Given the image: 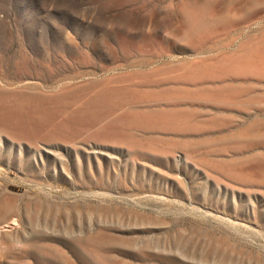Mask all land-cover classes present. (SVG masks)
<instances>
[{"label": "rangeland", "instance_id": "374dc122", "mask_svg": "<svg viewBox=\"0 0 264 264\" xmlns=\"http://www.w3.org/2000/svg\"><path fill=\"white\" fill-rule=\"evenodd\" d=\"M0 90V264H264V0H0Z\"/></svg>", "mask_w": 264, "mask_h": 264}, {"label": "bare ground", "instance_id": "6f19581e", "mask_svg": "<svg viewBox=\"0 0 264 264\" xmlns=\"http://www.w3.org/2000/svg\"><path fill=\"white\" fill-rule=\"evenodd\" d=\"M46 100V98L35 94H28L22 100H12L9 93L0 90V132L9 135L14 134L16 137H36L39 129L50 122L57 112L62 110V108L56 107L53 109L45 106L44 102ZM79 115L83 117L82 114L70 113L63 120V123H68L71 118L79 117ZM63 123H59L55 129L61 128Z\"/></svg>", "mask_w": 264, "mask_h": 264}]
</instances>
